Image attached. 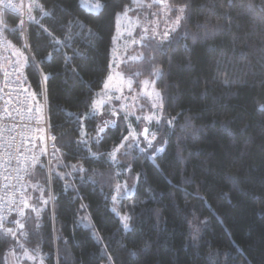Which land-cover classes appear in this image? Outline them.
Instances as JSON below:
<instances>
[{"label": "trees", "instance_id": "16d2710c", "mask_svg": "<svg viewBox=\"0 0 264 264\" xmlns=\"http://www.w3.org/2000/svg\"><path fill=\"white\" fill-rule=\"evenodd\" d=\"M30 2L34 21L46 10L40 24L62 41L70 36L54 50L39 24L29 21L22 35L18 16L1 17L6 40L28 53L22 80L46 108L59 157L49 166L40 144L26 183L39 215L26 209L22 248L0 230V264L9 249L20 264H107L105 245L116 264H264V0H170L187 6L179 27L162 45L136 44L144 59L125 66L137 80L156 81L163 119L150 125L153 147L121 148L115 161L109 153L127 135L123 115L100 140V117H79L111 73L116 13L136 2L102 0L99 15L81 10L80 0ZM77 19L83 29L69 26ZM6 62L17 61L1 53ZM155 68L163 75L152 76ZM81 125L87 145L77 143Z\"/></svg>", "mask_w": 264, "mask_h": 264}, {"label": "snow or ice", "instance_id": "6c2138e0", "mask_svg": "<svg viewBox=\"0 0 264 264\" xmlns=\"http://www.w3.org/2000/svg\"><path fill=\"white\" fill-rule=\"evenodd\" d=\"M153 3L155 4H164V0H153ZM168 8L169 12L173 11V8L169 5H165ZM15 5L11 4V3H7L5 4V8H14ZM78 7L85 11L88 14H94V15H99L106 7V4L102 2V0H80V3L78 5ZM147 7L151 8L152 4L147 5ZM186 5L184 6H179L175 8V12L178 13L175 17V25L176 27H179L181 20L184 19V13L186 10ZM247 8L249 11L253 10V5L252 4H248ZM43 11V9H41ZM130 9L125 6L124 10L122 12H117L116 13V20H117V24L119 25L120 19L121 17H125L128 18V13H129ZM45 16L51 15V13L48 12H44L43 13ZM153 15H156L155 13H152ZM30 22H35L37 24L40 25V27L43 29L44 32L47 33L48 37H49V41L50 44L53 46L54 50H59L62 47L67 46V44L65 43L66 41L70 40V36H65L64 41H62L61 39H59L58 37H56L55 35H53V33L49 32L47 28H44V26L42 24H40L39 21H34V18L29 15L28 17ZM130 19V18H129ZM20 25H21V34L23 35V25H24V21L20 20L19 21ZM73 23H75L76 25H78L81 29H83L85 27V25L80 21V20H75V21H69V26H71ZM176 29L175 28H171L169 30H165L163 32H157L154 29L153 30H149L148 28H144L140 33H138L136 35V37H133V31H128V36L132 37V43L136 44L139 43L141 44L143 47H147L151 42L155 41L157 43V45H162L165 41H169V37L171 32H174ZM71 31V27H69V32ZM212 31H215V29H213ZM89 34L90 35H94V33L91 32V29H89ZM209 33H206V36ZM187 35V34H186ZM115 40V37L113 38ZM8 47L14 49V55L17 56H21L23 57V53L20 52L18 49L15 48V45L12 44V42L6 41ZM25 48H27V44L24 45ZM68 59V58H66ZM132 60H143L144 57L143 55H139V56H133L131 57ZM28 58L27 57H23V62L27 63ZM18 64L20 63L19 61L17 62ZM117 68H119V65H116ZM17 72H19V67H17L15 69ZM73 72L76 71V69L73 67L72 69ZM136 75H139V73H137ZM152 76L155 77H160L163 75L162 71L160 68H155L152 72H151ZM116 76L119 78V83L120 86L117 87L116 91L120 93V95L115 96L116 100H120L122 97H124V90L125 87L128 90L129 95H131L134 91L133 89V80L131 78L125 79L123 75H121L120 72L116 73ZM44 80H47L48 77L45 75ZM114 79L113 75H109L104 83V89H108L109 88V82H111ZM156 85V81L155 80H150V79H143L142 81H139L136 84V87L139 89V93H137L136 95H132V99L135 101L137 99V97L142 94L144 97H146L150 102H151V109L149 111L148 114L146 115H137L136 113H130V112H124L123 114V119L124 120H128L129 116H134L135 120L137 121L138 124L142 125L141 131L137 132L136 129L133 127V125L131 123H128L126 125V131H127V135H123L122 139L120 141V143L116 146L113 147V149L111 150V152L109 153V156L111 157V159L113 161L116 160V156L117 153L120 151L121 148H126V147H131L133 145H138L139 143V138L143 137V141L146 142L148 147H153V141H155L156 139V135L154 132H150L149 127L147 126V124H150L152 121H156L157 123H160V121L163 119V116L160 115L158 116L156 113L160 112L162 114L163 112V97L161 95V92L158 91L155 87ZM126 98V97H124ZM111 99V97L109 98ZM123 106H121L122 108ZM143 105H141V111H143ZM97 114H99L101 116V123L97 126L96 132H97V140H100L101 138H103V135L110 129H116L117 125L114 121H111L109 119H104V101H97V100H93L91 103V111L87 114H81V116L79 117V119L82 121L83 119H88L89 117H94ZM119 110L117 109H113V111L111 112L112 116H117L119 115ZM175 118H170L168 123L171 124L173 122ZM147 122V123H145ZM41 140L44 139V137H40ZM51 139L53 141L56 140V137L53 135L51 137ZM89 142V138L87 137V133L85 131L82 130V125H81V131H80V139L77 141L78 144H84L87 145ZM53 147L55 148V145H53ZM58 150V149H57ZM143 150V149H142ZM19 151V150H17ZM164 151L163 147H159V148H154V154H153V159H155V155L158 153H161ZM46 149H41V153H45ZM95 155V154H93ZM16 157H11L10 156V160L9 163H11V159H15ZM38 163V157H32V165L35 166V164ZM17 164L19 165V160L17 159ZM71 167L77 171H84V169L79 166V165H71ZM24 171L26 172L27 170L24 169ZM17 176L15 177V179L17 181H23L24 180V176L20 175V169H17ZM2 179L8 180L10 179L7 176L2 177ZM5 187H8V185H5ZM119 188V186H118ZM20 193H21V197L19 202H17L14 198L8 201V209L7 212L4 213L2 211H0V230H2L4 233H6L7 235L11 236L14 240L17 241V244L22 248L23 245L19 244V240L17 238V232L20 230H23L25 225L24 223L21 221V219L19 217H23L24 215V211L25 209H28L29 207H31L33 212H36L37 215H39V209L35 206L29 203V197L26 195V191L27 189L25 188L24 184L21 183L19 189H17ZM37 191L41 192V196H43V190L37 188ZM116 197H113V200L115 201ZM201 199H204L203 197H201ZM38 203H42L43 205H47L48 200L46 199H38L37 201ZM85 205H81V208H85ZM16 213L17 214V218L9 220L7 217L12 215V213ZM122 219V227L123 229L128 232L130 231V225L128 223V221L130 220V217L128 215H124L121 217ZM9 224H13L15 225L14 227H10L8 226ZM20 234L22 235L23 232L20 231ZM97 239L99 240L100 238L97 237ZM124 246V245H122ZM9 251L13 252L14 254V249H9ZM129 255L131 257H136L138 255L136 250H130ZM25 256L28 259H34V257L29 256L27 252H25ZM101 257L102 258H106L107 259V264H116V259H118V257H113L111 255V253L108 251V246L105 245L102 249H101Z\"/></svg>", "mask_w": 264, "mask_h": 264}, {"label": "built area", "instance_id": "2783aa9c", "mask_svg": "<svg viewBox=\"0 0 264 264\" xmlns=\"http://www.w3.org/2000/svg\"><path fill=\"white\" fill-rule=\"evenodd\" d=\"M7 3L15 7L5 8ZM30 10V0H0V54L7 41L1 22L2 15L5 13L16 15L25 22L24 27H26ZM44 12L48 11H42L36 21L40 22L49 16H45ZM17 67L19 64L16 62L0 63V211L4 213L9 207V200L14 198L19 202L21 193L17 189L21 183L26 188L28 172L33 166L32 157H38L40 144L43 145V149H46L44 156L49 166L59 157L56 140L51 139L53 135L56 137V134L49 129L46 108L44 106L42 111L37 108L32 94L23 83L20 67L19 72L15 70ZM42 133L43 141L40 139ZM10 156L16 157L11 159V163H9ZM18 168L19 174L24 176L23 181L15 179ZM24 169L27 171L25 172ZM4 176L10 179H2ZM24 215L19 217L21 221ZM7 218L15 219L17 214L14 212ZM8 226L15 227L13 224Z\"/></svg>", "mask_w": 264, "mask_h": 264}, {"label": "rangeland", "instance_id": "374dc122", "mask_svg": "<svg viewBox=\"0 0 264 264\" xmlns=\"http://www.w3.org/2000/svg\"><path fill=\"white\" fill-rule=\"evenodd\" d=\"M134 1L136 3L129 8L130 11L128 13V18L122 16L119 25L117 24V33L115 38L114 55H113V66L110 73L111 75H113L114 79L111 82H109V88L104 89L103 86V88L97 92L96 97L94 99L97 101H101V100L104 101L103 118L109 119L114 122H117L118 118L121 117V115H123L124 112H130V113L134 112L137 115H146L149 113L151 109V102L142 94H140L135 101L132 99V95H136L137 93H139V89L136 87V84L139 81H142L143 79L137 80L135 74L133 72L127 71L125 67L129 62L135 61L132 60L131 57L138 56L136 52H134V46L136 44L139 45V43L136 44L132 43V37L128 36V31H132L134 29L133 37H136V35L140 33L144 28H148L149 30L154 29L157 32H163L165 30H169L171 28L176 27L175 17L178 13L175 12L176 7H173L170 4V0H164V4H155L153 3V0L150 1L134 0ZM149 4H152L151 8L147 7V5ZM165 5L171 6L173 8V11L169 12L168 8ZM152 13H155L156 15H153ZM183 15L185 17V13ZM18 50L23 53V57L28 56V53L26 52L25 49H18ZM2 53H4L5 55L7 54L10 55L17 62L19 61L20 62L19 64L22 67L23 64H25L23 62V57L14 55L13 54L14 49L8 47L7 43L4 49L2 50ZM116 65H119V68H117ZM117 72H120L125 79L131 78L133 80V89H134L133 93L129 95L128 90L125 87L124 97L126 98L122 97L120 100L115 99V96L120 95V93L116 91L117 87L120 86L119 78L116 76ZM110 97L111 99H109ZM162 102L164 106V98ZM141 105L144 106L143 111H141ZM121 106L123 107L121 108ZM110 109L111 111L108 112V110ZM113 109L119 110L120 114L117 116H112L111 112L113 111ZM156 114L158 116L160 115L163 116V112L162 114L160 112H157ZM97 115L101 119V116L99 114ZM134 119L135 117L130 115L129 119L127 120V123H131L133 127L136 129V131L140 132L142 125L140 124L135 125ZM152 123H157V122L154 120L150 124H147L149 130H150V125ZM40 137H44L43 133L40 134ZM134 146H136L140 151H145V147H147V144L146 142L143 141V137H140L138 145H134ZM21 261L22 260H20L15 253L13 254V252H10L5 257V264H20Z\"/></svg>", "mask_w": 264, "mask_h": 264}]
</instances>
